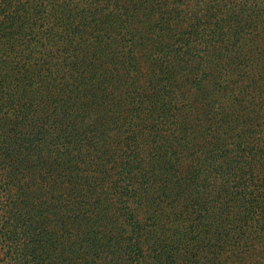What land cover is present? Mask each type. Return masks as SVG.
Wrapping results in <instances>:
<instances>
[{"label":"trees","instance_id":"16d2710c","mask_svg":"<svg viewBox=\"0 0 264 264\" xmlns=\"http://www.w3.org/2000/svg\"><path fill=\"white\" fill-rule=\"evenodd\" d=\"M0 264H264V0H0Z\"/></svg>","mask_w":264,"mask_h":264}]
</instances>
